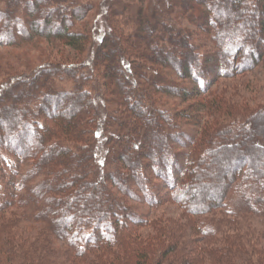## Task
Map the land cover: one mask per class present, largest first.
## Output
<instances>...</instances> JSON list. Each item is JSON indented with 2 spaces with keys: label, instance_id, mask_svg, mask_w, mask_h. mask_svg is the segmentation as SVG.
Masks as SVG:
<instances>
[{
  "label": "trees",
  "instance_id": "obj_1",
  "mask_svg": "<svg viewBox=\"0 0 264 264\" xmlns=\"http://www.w3.org/2000/svg\"><path fill=\"white\" fill-rule=\"evenodd\" d=\"M172 2L160 9L140 6L123 21L113 20L87 53L88 29L73 27L93 2L0 0V45L43 36L89 54L80 62L43 66L24 81L11 76L0 83V213L15 204L24 219L43 222L78 264L202 261L192 248L179 254L166 245L158 255V247L135 240L133 226L149 220L129 200L154 204L169 195L193 217L203 241L214 245L229 223L213 217L216 212L239 223L255 215L264 222V123L257 124L264 109L221 119L230 114L227 103L200 93L262 61L264 0ZM130 3L107 13L124 15ZM193 12L199 27L214 24L204 27L211 52L179 22ZM65 76L72 88L56 86ZM165 98L190 103L173 108ZM167 229H160L165 238ZM224 240L205 251L209 264H249L239 237ZM13 243L0 235V264L40 260L34 255L40 247L29 257ZM47 245L40 248L45 259ZM241 255L247 263L232 259ZM50 258L62 263L58 255Z\"/></svg>",
  "mask_w": 264,
  "mask_h": 264
},
{
  "label": "rangeland",
  "instance_id": "obj_2",
  "mask_svg": "<svg viewBox=\"0 0 264 264\" xmlns=\"http://www.w3.org/2000/svg\"><path fill=\"white\" fill-rule=\"evenodd\" d=\"M128 1L129 0H78V2L82 4L88 2L94 3V8L88 12L87 16L81 21H76L73 27V29L77 31H87L88 29L87 33L91 36L90 41L92 43L89 46L90 51L87 53L94 50L96 44H98V37L109 30L110 27L108 23L111 25L113 22L123 21L128 17L129 11L135 14L140 6L148 7V9L154 7L160 9L168 5H173L172 0H170V3H168L169 0H130L132 2L130 3L132 6L130 10L126 8V12H123L122 9H120L124 15L115 17L113 11L107 13L109 11L108 8L114 10V5L128 6V4H126ZM111 4H113L112 7H110ZM22 7L23 4L21 5V8ZM198 15L199 14L195 12L192 14L188 13L187 17H180L179 22L183 27L187 28L190 34L195 36L197 42L202 45L203 49L211 52L213 42L211 38L209 39L210 33L207 32L206 28L210 26L214 27V24L210 23L206 24V26L199 27L195 22L196 16L198 17ZM107 20L109 21L107 22ZM13 33L18 35L16 27L13 28ZM17 43L16 45H0V83L6 79L9 80L11 76H16V80L20 78L21 81H24L27 80L25 79L27 77L30 79V77L43 66H49L53 63L66 65L71 62H80L81 58L88 59L89 57V54L87 56V53L80 54L75 52L69 46L59 42V40H54V38L47 39L43 36H34L31 39ZM189 82L188 80L187 83ZM73 85L74 82L67 79L66 76L62 81L56 83V86L59 88H72ZM30 91L31 94L35 93V90ZM200 93L202 97H218L219 101L222 100L227 103L224 108H229L226 112H230V114H225L221 119L228 116L233 117V114L241 116L242 114H250L251 117H253L252 113H254V111H260L262 108L264 109V58L251 70L234 76L217 79L212 83L207 92L200 91ZM201 96H198L196 100L200 99ZM164 102L166 105L173 108L187 106L190 103H182V100L179 98H165ZM260 114L261 112L259 115ZM262 122L264 123V118L259 120L257 118L258 125ZM0 130L1 133H3L2 129ZM255 154L259 155L258 152ZM41 178L38 177L37 181ZM19 180L18 178V184L21 183ZM209 190L216 193L218 188L210 186ZM22 193L24 192L19 191V194ZM236 197V194H231V198H234V200ZM14 199L15 198L12 200ZM129 203L149 220L145 225L138 224L133 226L131 236L141 244H149L153 251L158 247V255L162 254L163 248H165L166 245L173 246L174 244L175 248L179 250V254L181 251H185V253L191 251L190 249L192 248L193 252L198 251V254L202 256V261L199 264H209L208 255L205 253L207 249L222 245L226 242L224 239H227V241H235V239L239 237L245 252L248 253V257L250 258L248 261L249 264H258L259 259L264 261V222L259 216H247L242 219V223H239L236 222V220L239 221L240 219H235L233 216L221 213V211L216 212L212 215L213 217H224L226 220H229V223L223 227L221 231L222 234H219L215 239V244L217 245H214L206 243L205 240L203 241V235L196 232V223L193 221V217L187 214L179 204L173 202L169 198V195H165L154 204H141L133 200H129ZM229 205L232 207L233 204L229 203ZM3 216L5 220L2 222L0 221V235L2 238L13 239V245H16V248L19 249L20 252L21 247L19 245L22 246V252L29 254L28 256L31 257V253L34 252L37 246L43 249V246L50 243L45 248L46 254L50 257L52 255H58V259H60L62 263L57 264H78L73 261V259L72 261L69 259V256L71 257L68 251L69 248L62 240H59L55 235L51 234L43 222H33L24 219L21 215V209L15 206V204L3 210L2 213H0V219ZM166 226L169 228L167 230L170 234L168 233L165 238L164 233H160V229ZM3 244H0V247H3ZM40 248L34 253L36 258L40 259L35 260V264H52L47 261H52L53 258H43L42 255H40L42 250ZM244 256L241 255L238 258L232 259L237 263H247ZM19 262L13 261L8 264H22L24 260L21 259ZM29 263L30 262L27 264Z\"/></svg>",
  "mask_w": 264,
  "mask_h": 264
}]
</instances>
